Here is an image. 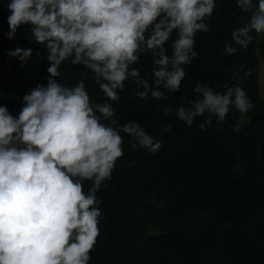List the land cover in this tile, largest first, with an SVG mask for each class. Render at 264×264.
I'll return each mask as SVG.
<instances>
[{
	"label": "clouds",
	"instance_id": "1",
	"mask_svg": "<svg viewBox=\"0 0 264 264\" xmlns=\"http://www.w3.org/2000/svg\"><path fill=\"white\" fill-rule=\"evenodd\" d=\"M235 4L247 20L232 28L236 43L224 44V56L246 47L253 33L264 36V0ZM216 6L217 0H6L5 35L14 39L28 25L29 39L47 51L49 75L24 94L15 114L0 105V264H90L103 218L97 192L124 156L125 137L133 150L155 154L162 147L140 122L121 123L110 102L129 89L142 107L179 93L198 56L197 34L209 31ZM6 55L23 66L33 50L16 46ZM68 64L85 70L72 84L61 82ZM84 75L101 93L95 101ZM231 106L247 113L255 105L238 82L197 81L191 95L163 111L187 127L202 118L203 131Z\"/></svg>",
	"mask_w": 264,
	"mask_h": 264
},
{
	"label": "trees",
	"instance_id": "2",
	"mask_svg": "<svg viewBox=\"0 0 264 264\" xmlns=\"http://www.w3.org/2000/svg\"><path fill=\"white\" fill-rule=\"evenodd\" d=\"M5 2L0 0V105L15 114L24 94L46 83L49 61L46 49L29 39L28 25L20 26L14 39L5 35ZM246 20L235 0H217L209 31L197 34L198 56L186 67L179 93L142 107L129 89L119 102H110L121 123L140 122L162 147L155 154L133 150L125 137L124 156L97 192L103 218L90 264H264V99L259 84L264 36L253 33L246 47L237 45L235 52L221 55L226 42L236 43L232 28ZM16 46L33 50L23 66L6 55ZM150 68L149 60L142 72ZM61 72V82L72 84L85 70L68 64ZM83 78L95 101L101 96L98 87L88 75ZM197 81L238 82L255 106L247 113L231 106L223 120L214 119L203 131L198 127L202 118L187 127L165 115L164 107L191 95ZM90 183L84 182L85 191Z\"/></svg>",
	"mask_w": 264,
	"mask_h": 264
},
{
	"label": "rangeland",
	"instance_id": "3",
	"mask_svg": "<svg viewBox=\"0 0 264 264\" xmlns=\"http://www.w3.org/2000/svg\"><path fill=\"white\" fill-rule=\"evenodd\" d=\"M259 84H260V93L262 98L264 99V65L262 62H260Z\"/></svg>",
	"mask_w": 264,
	"mask_h": 264
}]
</instances>
